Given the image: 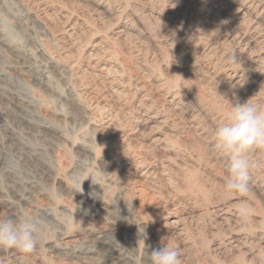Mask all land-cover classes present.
<instances>
[{"label": "rangeland", "instance_id": "rangeland-1", "mask_svg": "<svg viewBox=\"0 0 264 264\" xmlns=\"http://www.w3.org/2000/svg\"><path fill=\"white\" fill-rule=\"evenodd\" d=\"M0 45V218L51 229L0 264H150L164 245L181 264H264V147L249 193H228L215 135L232 104L264 109V0H0Z\"/></svg>", "mask_w": 264, "mask_h": 264}, {"label": "clouds", "instance_id": "clouds-1", "mask_svg": "<svg viewBox=\"0 0 264 264\" xmlns=\"http://www.w3.org/2000/svg\"><path fill=\"white\" fill-rule=\"evenodd\" d=\"M215 135L218 146L230 154L227 163L229 178L224 190L246 196L250 191L248 153L253 147H264V109L249 101L232 104L226 122L216 129ZM250 212L251 207L245 201L239 215L247 218ZM43 231L50 232L51 229H44L42 222L36 219L0 218V247L30 253ZM148 256L150 264H181L179 251L169 245L148 251Z\"/></svg>", "mask_w": 264, "mask_h": 264}, {"label": "bare ground", "instance_id": "bare-ground-1", "mask_svg": "<svg viewBox=\"0 0 264 264\" xmlns=\"http://www.w3.org/2000/svg\"><path fill=\"white\" fill-rule=\"evenodd\" d=\"M6 30H7V36H8V38H10L9 40H13V38H11V31H10V26L8 27V26H6ZM10 42V41H9ZM6 43V42H5ZM4 46H6V48L11 52V53H13L18 59H20L24 64H27V63H32L31 61L33 60V57L30 55V54H28V53H26V52H23V51H21V50H19L16 46H14L13 44H8V43H6V44H3ZM2 45V46H3ZM1 46V45H0ZM1 46V47H2ZM38 52L41 54V56L45 59V61H46V64H45V66L47 65V66H49L50 68H53V70L55 69V70H57V71H60V70H63L64 69V67L61 65V64H59V63H57L56 61H54L52 58H50V56L47 54V52L43 49V48H40L39 50H38ZM22 63V64H23ZM32 66L33 65H31V66H24V67H22L23 69H31L32 68ZM49 69V68H48ZM38 70V69H37ZM42 78H43V76H42ZM48 78H49V76L48 77H45V78H43V80L41 81L42 83H43V85L44 86H46V87H48L50 84L48 83ZM49 84V85H48ZM49 88H51V87H49ZM74 101L77 103V100H75L74 99ZM79 102V101H78ZM78 104V103H77ZM78 105H80V102H79V104ZM42 129L43 130H46V131H49L51 128H49V127H42ZM83 151L85 152V153H89V154H92V148H89V147H84L83 148ZM47 165V164H46ZM52 166H54V165H51L50 166V168H47V170L49 171L48 173L50 174V175H54V173L56 172V170L54 169V167H52ZM45 174H47V173H45ZM55 177H54V183H56V184H60V179H59V176L57 177V175H54ZM0 203H3V204H9V202L6 200V199H4V196L0 193ZM113 221V220H112ZM123 224H124V228H126V229H130V228H133V230L134 231H139L138 230V228H140V226H141V224L139 223V222H134V223H123V218H117V220H115L114 222H112L111 223V227H110V229L112 230V231H118L119 229H122L123 228ZM109 229V228H108ZM124 232V231H123ZM105 232H104V230H98V231H87L86 233H85V235H87V236H89V237H94V238H97V239H101V238H103L105 235ZM151 245V244H150ZM154 245V244H153ZM156 245V244H155ZM154 245V246H155ZM51 247H53V246H51ZM50 247V248H51ZM151 247V246H150ZM155 248H158V247H155ZM154 247H152V249H155ZM0 249H3V248H0ZM55 250V249H54ZM61 251V250H60ZM64 251H65V249H64ZM0 252H2V253H5L6 251H2V250H0ZM19 253H21L19 250L17 251V250H13V251H10V252H8L7 251V254H11V256L12 257H15V256H17ZM70 253H71V251H70ZM85 253V252H84ZM83 254V253H82ZM86 254H88V253H86ZM86 254H84L85 256H86ZM76 255H78L77 253H75L74 251H72V253L70 254V256H72V257H74V256H76ZM2 256V255H1ZM8 256V255H7ZM79 256V255H78ZM82 259L83 260H85L83 257H82ZM92 263V262H91Z\"/></svg>", "mask_w": 264, "mask_h": 264}]
</instances>
